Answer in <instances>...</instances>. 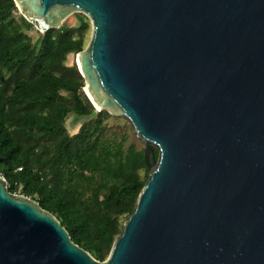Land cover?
I'll use <instances>...</instances> for the list:
<instances>
[{"label":"water","instance_id":"1","mask_svg":"<svg viewBox=\"0 0 264 264\" xmlns=\"http://www.w3.org/2000/svg\"><path fill=\"white\" fill-rule=\"evenodd\" d=\"M14 1L42 33L90 19L83 90L153 169L105 260L0 174V264H264V0Z\"/></svg>","mask_w":264,"mask_h":264},{"label":"trees","instance_id":"2","mask_svg":"<svg viewBox=\"0 0 264 264\" xmlns=\"http://www.w3.org/2000/svg\"><path fill=\"white\" fill-rule=\"evenodd\" d=\"M41 33L0 0V174L9 189L28 195L57 216L73 241L105 260L153 169L138 140L109 125L83 88L70 54L86 46L90 22ZM85 117L71 134L69 114ZM157 161L159 152L154 146Z\"/></svg>","mask_w":264,"mask_h":264},{"label":"rangeland","instance_id":"3","mask_svg":"<svg viewBox=\"0 0 264 264\" xmlns=\"http://www.w3.org/2000/svg\"><path fill=\"white\" fill-rule=\"evenodd\" d=\"M19 13H20V11H19ZM77 14L85 15L83 13L72 14L65 20L63 25H69V26L78 25L79 24V20H78ZM87 20L90 22V19L88 17H87ZM91 29H92V26H91V22H90V29L86 32V38H85L86 44L88 43V41L90 39ZM40 32L41 31L37 28L35 23H34L33 27L28 31V33L31 35V37H32L34 42L40 36ZM75 62H76V54L72 53V54H70L68 56L67 63L68 64H73ZM94 107H95L96 111H99V109L96 106H94ZM111 117L112 118H110L108 120L109 125H111L112 127L119 128V129H124L123 131L129 136L128 143L137 139L138 140V145L140 147L144 146V144L137 137L136 133L134 132L133 126L131 125L130 121L127 118L122 117V116H113V115ZM84 121H85V117L76 116L74 113H71L67 117L65 125H66L68 131L71 134H74V133H76L79 130L81 124Z\"/></svg>","mask_w":264,"mask_h":264}]
</instances>
